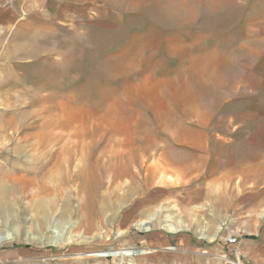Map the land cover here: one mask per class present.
<instances>
[{
  "label": "rangeland",
  "instance_id": "1",
  "mask_svg": "<svg viewBox=\"0 0 264 264\" xmlns=\"http://www.w3.org/2000/svg\"><path fill=\"white\" fill-rule=\"evenodd\" d=\"M261 165L264 0H0V264H224Z\"/></svg>",
  "mask_w": 264,
  "mask_h": 264
},
{
  "label": "crops",
  "instance_id": "2",
  "mask_svg": "<svg viewBox=\"0 0 264 264\" xmlns=\"http://www.w3.org/2000/svg\"><path fill=\"white\" fill-rule=\"evenodd\" d=\"M261 165V175L260 181L258 182L255 178L252 180L255 188H250V193L256 197L255 203L250 205L245 210L242 207L237 210L236 205L234 206L232 200H229L228 203L230 205H226L227 200L224 197H221V184L218 186V206L214 210V216H217V210L219 212L218 217L220 218L219 224L216 226V233H220V230H223L222 237H220L219 247L216 249L218 258L220 260H225L224 264H264V207L261 209V212H257L258 204H262L264 202V170ZM214 193H217V188L214 189ZM246 200V199H245ZM170 216V218L166 216ZM240 216L244 217V223L248 222V224L242 225L239 227V223H236ZM227 218L228 222L225 221ZM154 217L150 216L147 219L139 220L138 222H144L142 229L144 231H148L151 228V223L154 222ZM248 220V221H247ZM167 224H171L174 226V229L168 227ZM160 228L169 231V232H177L183 228H186L187 225L184 222H175L173 220V216L171 214H166L164 219L158 222ZM245 228V229H244ZM175 230V231H172ZM202 230V229H200ZM233 231H240L241 236L238 239L237 245L232 249L226 243V236L229 235ZM215 234H205L203 232H199L198 236L200 238L208 239L209 241L214 239ZM131 253V256L136 254H146L148 253L144 249L136 250V249H128ZM221 256H223L221 258ZM133 262V260H132Z\"/></svg>",
  "mask_w": 264,
  "mask_h": 264
},
{
  "label": "bare ground",
  "instance_id": "3",
  "mask_svg": "<svg viewBox=\"0 0 264 264\" xmlns=\"http://www.w3.org/2000/svg\"><path fill=\"white\" fill-rule=\"evenodd\" d=\"M166 217H168V218H170V216L168 215V216H166ZM144 222L142 221V222H138L136 225L137 226H139V227H141L142 226V224H143ZM168 225V227H170V228H172V229H174V226H172L171 224H167ZM54 229H56L57 230V227H54ZM172 231H175V230H172ZM62 232H60V230H57V232H56V238H58V240H61V237H62V234H61ZM119 234H121V232H119L118 233V235ZM10 236V233H8V234H5V235H3V236H1V238H8ZM72 237L71 236H69L67 239H68V241L71 239ZM129 251L127 250H124V251H121V257L124 259V257L125 258H128V264H132V259H131V255H130V253H128ZM129 254V255H128ZM126 255V256H125ZM125 260V259H124ZM121 264V263H120Z\"/></svg>",
  "mask_w": 264,
  "mask_h": 264
},
{
  "label": "built area",
  "instance_id": "4",
  "mask_svg": "<svg viewBox=\"0 0 264 264\" xmlns=\"http://www.w3.org/2000/svg\"><path fill=\"white\" fill-rule=\"evenodd\" d=\"M241 236L240 231H233L229 235L226 236V243L228 246H230L232 249L237 245L238 239Z\"/></svg>",
  "mask_w": 264,
  "mask_h": 264
}]
</instances>
